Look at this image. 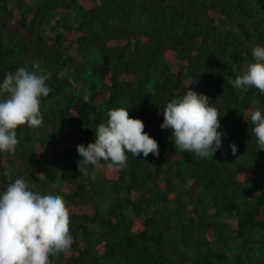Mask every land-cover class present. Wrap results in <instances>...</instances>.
Listing matches in <instances>:
<instances>
[{
  "label": "trees",
  "instance_id": "16d2710c",
  "mask_svg": "<svg viewBox=\"0 0 264 264\" xmlns=\"http://www.w3.org/2000/svg\"><path fill=\"white\" fill-rule=\"evenodd\" d=\"M257 44L264 0H0V81L51 72L42 125L18 126L1 156L5 190L24 177L66 203L73 242L52 264H264V150L250 120L264 94L228 83ZM188 89L221 116L213 157L176 150L160 127ZM116 108L144 122L159 155L81 172L77 145Z\"/></svg>",
  "mask_w": 264,
  "mask_h": 264
},
{
  "label": "clouds",
  "instance_id": "9594fccd",
  "mask_svg": "<svg viewBox=\"0 0 264 264\" xmlns=\"http://www.w3.org/2000/svg\"><path fill=\"white\" fill-rule=\"evenodd\" d=\"M251 56L253 62L228 83L242 90L254 87L264 94V46H253ZM33 69L19 67L0 81V153L16 151L18 126L36 128L43 123L40 104L52 91L47 84L51 72L41 70L39 64ZM209 101L207 95L188 89L167 103L160 127L171 131L176 150L206 158L222 149L225 132L218 131L222 129L221 116ZM127 109H110L107 122L96 128L95 142L87 147L77 145L83 158L81 172V165L96 166L102 160L126 167L128 153L135 158L159 155L158 142L144 131V122L131 118ZM250 120L257 148L264 150V109L252 111ZM230 146L235 153L236 145ZM69 224V211L59 193L49 190L41 194L31 190L24 177L17 178L0 191V264H52L50 257L68 250L73 242Z\"/></svg>",
  "mask_w": 264,
  "mask_h": 264
},
{
  "label": "water",
  "instance_id": "95a60500",
  "mask_svg": "<svg viewBox=\"0 0 264 264\" xmlns=\"http://www.w3.org/2000/svg\"><path fill=\"white\" fill-rule=\"evenodd\" d=\"M4 180H3V162H2V156L0 153V190H4Z\"/></svg>",
  "mask_w": 264,
  "mask_h": 264
}]
</instances>
